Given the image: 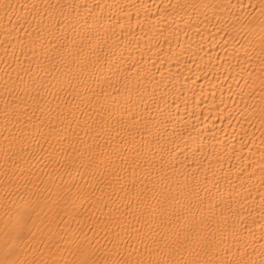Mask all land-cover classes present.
<instances>
[{"label": "bare ground", "instance_id": "1", "mask_svg": "<svg viewBox=\"0 0 264 264\" xmlns=\"http://www.w3.org/2000/svg\"><path fill=\"white\" fill-rule=\"evenodd\" d=\"M0 264H264V0H0Z\"/></svg>", "mask_w": 264, "mask_h": 264}]
</instances>
